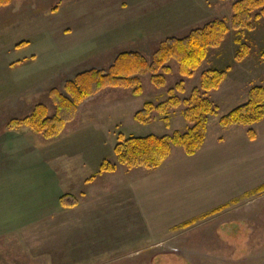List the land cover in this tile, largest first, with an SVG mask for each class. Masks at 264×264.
I'll return each instance as SVG.
<instances>
[{"label": "rangeland", "instance_id": "374dc122", "mask_svg": "<svg viewBox=\"0 0 264 264\" xmlns=\"http://www.w3.org/2000/svg\"><path fill=\"white\" fill-rule=\"evenodd\" d=\"M237 1L12 0L0 8V264H264V192L159 240L126 202L110 211L82 199L79 208L59 204L63 195L80 199L87 179L98 180L103 161L116 164L119 134L162 137L187 130L183 105L168 113L169 127L155 114L150 123H137L134 114L145 103L166 101L169 90L187 99L203 73L227 70L219 88L207 94L218 108L210 118L217 126L220 117L247 101L250 88L264 87V19L236 35L231 7ZM218 19L229 32L190 77L182 78L171 61L161 89L149 76L140 78L138 98L129 90L105 89L82 103L75 120L53 140L26 127L7 131L10 121L26 117L37 105L46 106L51 116L49 91L62 92L77 74L105 71L124 52L149 60L165 39L184 38ZM235 40L242 48L240 62ZM182 152L174 151L175 157ZM123 192L114 189L112 195ZM98 213L103 215L99 228L81 221ZM167 240L160 251L164 258H158L154 243Z\"/></svg>", "mask_w": 264, "mask_h": 264}, {"label": "trees", "instance_id": "16d2710c", "mask_svg": "<svg viewBox=\"0 0 264 264\" xmlns=\"http://www.w3.org/2000/svg\"><path fill=\"white\" fill-rule=\"evenodd\" d=\"M11 2L12 0H0V8L10 5ZM231 11V29L236 35L244 30L251 31L256 21L264 19V0H239L232 5ZM228 32L226 22L218 19L190 31L184 38L165 39L149 60L138 52L120 53L107 70L84 71L65 82L62 92L59 89H51L48 93L54 107L51 116L48 115L46 106L37 105L26 117L10 121L6 129L12 131L26 127L47 141L56 139L65 126L75 120L78 107L105 89L129 90L132 97L138 98L143 93L140 78L145 76H149V81L154 87L161 89L165 86L166 76L171 73L168 65L171 61L177 64L178 73L182 78L190 77L207 59L209 50L221 45ZM235 43L240 46L235 61L240 62L243 58L242 48L238 40H235ZM226 76L227 70H209L201 75L200 86L193 89L187 99L180 100L173 95V90H169V98L166 101L158 104L145 103L143 108L134 114L137 123H150L155 114L169 127L168 113L183 105L181 115L188 124L187 130L162 137L150 135L143 138H125L119 134L113 149L116 164L103 161L98 173H113L118 166L128 170L154 171L170 157L173 148L181 149L187 157L200 152L205 142L207 124L211 117L218 114V108L209 100L207 94L217 90ZM181 87L179 82L176 89L181 90ZM263 119L264 87L254 86L247 93V101L220 117L218 124L221 128H250ZM247 135L251 140L255 138L251 129L247 131ZM262 192L264 185L254 193ZM59 204L62 208H73L78 202L71 195H63L59 198ZM223 209L224 207L213 210L198 220L215 215ZM196 221L184 223L179 228H188Z\"/></svg>", "mask_w": 264, "mask_h": 264}, {"label": "crops", "instance_id": "0c3cea01", "mask_svg": "<svg viewBox=\"0 0 264 264\" xmlns=\"http://www.w3.org/2000/svg\"><path fill=\"white\" fill-rule=\"evenodd\" d=\"M249 129L255 133L253 140L247 135ZM177 150L181 149L173 148L170 157L154 171L118 166L113 173L98 174V180L85 183L87 190L77 199L75 208L80 207L81 199L109 211L117 203L126 202L145 218L142 224L148 234L159 240L182 224L228 207L264 185V119L250 128H221L219 124L212 126L209 120L200 152L192 157L182 152L175 157ZM114 189L124 190L123 195L114 198ZM92 216L81 221L92 223L90 228L101 227L103 215ZM168 242L154 243L159 246L155 256L164 258L160 251Z\"/></svg>", "mask_w": 264, "mask_h": 264}]
</instances>
